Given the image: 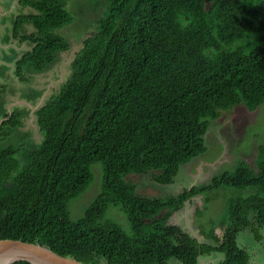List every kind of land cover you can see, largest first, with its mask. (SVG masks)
Returning a JSON list of instances; mask_svg holds the SVG:
<instances>
[{
	"label": "trees",
	"instance_id": "obj_1",
	"mask_svg": "<svg viewBox=\"0 0 264 264\" xmlns=\"http://www.w3.org/2000/svg\"><path fill=\"white\" fill-rule=\"evenodd\" d=\"M69 1H16L29 11L15 15L10 31L29 45L13 63L20 82L25 68L40 72L68 50L56 31L74 21ZM104 2L68 76L33 112L39 143L0 149V240L35 244L81 264H199L210 254L221 256L218 264H249L236 238L247 230L261 239L264 146L256 173L241 164L175 197H140L125 177L155 171L152 182L171 184L180 166L204 153L210 122L237 106L253 111L264 103V0ZM24 24L32 31L20 34ZM20 116H3L4 135ZM95 163L99 191L70 220L67 204L88 186ZM222 188L249 193L228 198L204 232L209 242L166 223L184 203ZM111 206L125 214L127 232L105 219Z\"/></svg>",
	"mask_w": 264,
	"mask_h": 264
},
{
	"label": "rangeland",
	"instance_id": "obj_2",
	"mask_svg": "<svg viewBox=\"0 0 264 264\" xmlns=\"http://www.w3.org/2000/svg\"><path fill=\"white\" fill-rule=\"evenodd\" d=\"M17 0H0V122L5 114L20 113V125L10 135L0 129V149L22 142L28 149L35 147L41 135L35 125L33 112L53 95L69 73V62L80 48L82 40L91 32L94 18L104 10V0H70L66 9L74 16V21L63 26L56 33L69 43L68 50L55 54L52 63L40 72L24 69L25 81L20 82L13 73L14 61L29 49L27 43H19L10 37L13 19L20 11ZM210 5L208 0L207 6ZM32 31L28 24L21 26L20 34ZM5 131L8 129L4 128ZM203 154L180 166L177 175L169 185H158L150 180L152 171L145 175L130 174L125 180L133 184L136 195L145 198L175 197L182 190L209 183L213 176L231 172L238 165H245L256 173L260 162V146H264V103L253 111L237 106L210 122L204 136ZM91 181L88 186L67 204L70 220L79 218L84 209L97 195L100 187L101 169L98 163L90 166ZM249 189L222 188L196 196L185 207L179 208L167 219V224L176 225L200 242L208 226H213L221 217L229 197H245ZM204 197V199H202ZM206 199V201H205ZM196 210V211H195ZM195 211V213H193ZM105 219L117 224L124 232L128 231L125 214L118 207H109ZM214 227V226H213ZM260 241L244 230L237 235V245L249 256V264H264V229H259ZM221 256L210 254L199 264H218ZM166 264H180L170 259Z\"/></svg>",
	"mask_w": 264,
	"mask_h": 264
},
{
	"label": "water",
	"instance_id": "obj_3",
	"mask_svg": "<svg viewBox=\"0 0 264 264\" xmlns=\"http://www.w3.org/2000/svg\"><path fill=\"white\" fill-rule=\"evenodd\" d=\"M26 261L30 264H81L68 257L54 253L31 243L0 240V264Z\"/></svg>",
	"mask_w": 264,
	"mask_h": 264
},
{
	"label": "crops",
	"instance_id": "obj_4",
	"mask_svg": "<svg viewBox=\"0 0 264 264\" xmlns=\"http://www.w3.org/2000/svg\"><path fill=\"white\" fill-rule=\"evenodd\" d=\"M186 203H187V202H186ZM184 205H185V204H184ZM184 205H183V208L185 207ZM193 213H195V211H193ZM196 239H197V238H196Z\"/></svg>",
	"mask_w": 264,
	"mask_h": 264
}]
</instances>
